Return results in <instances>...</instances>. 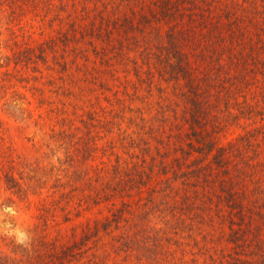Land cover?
<instances>
[{
  "label": "trees",
  "instance_id": "16d2710c",
  "mask_svg": "<svg viewBox=\"0 0 264 264\" xmlns=\"http://www.w3.org/2000/svg\"><path fill=\"white\" fill-rule=\"evenodd\" d=\"M201 1L204 9L198 21L191 11L183 12L187 6L181 7L177 0H160V13L169 16L171 28L161 36L162 42L156 48L143 46L139 53L141 66L132 60L133 74L140 85L154 79L157 67L153 65H158L160 75L174 87L175 103L170 102L167 108L162 104L157 109L148 100L137 107L126 105L124 100L119 106L111 101L109 116L105 113L103 120L91 111L88 119L81 120L84 126L79 127L83 143L78 151L83 159L78 161L82 167L75 164L74 172L80 179L92 172L88 177L93 187L91 195L95 202L111 207L108 224L121 229L115 234L118 242L113 251L120 253L126 264H137L133 261L138 259V264H186V256L179 258L176 252L189 255V236L193 238L198 225L214 217L213 210L218 217L226 218L229 250L220 248L215 252L205 243L211 264H264V59L255 53L264 51V26H259L254 36L239 21L245 15L240 13L242 10L261 13L259 5L264 14V0H248L244 6L235 1L225 19L213 14L212 0ZM192 2L189 0L190 5ZM4 3L8 5L10 0H0V4ZM180 14L187 17L184 22L191 29L196 23L203 24L204 33L195 37L196 31L176 28L179 22L174 19ZM257 20L250 22L257 26ZM95 24L91 35L102 36L101 27ZM129 25L134 28L132 22ZM20 37H15L17 49L13 54H5L0 61V75L13 69L19 71V66L28 67L35 57L47 61L44 43L36 54L31 36ZM135 39L133 43L139 44ZM185 41H194L191 52L184 49ZM120 45L121 53L125 45ZM248 56L255 63L254 70L240 68L239 62ZM233 68L242 73H232ZM0 83L5 85L6 79L0 77ZM33 89L29 86L26 91L35 95ZM19 97L26 99L28 93H20ZM37 107L42 104L39 102ZM176 110L184 111L186 127L176 137L180 144L169 162L165 156L169 148L157 147L150 139L165 141L169 136L166 123L173 111L174 117L179 115ZM105 129L112 137L107 141L101 135ZM150 158L155 163L150 164ZM155 167L157 178L151 174ZM5 179L11 187L24 189V183L14 173H7ZM200 201L210 202L207 214L200 212ZM86 237L87 234L80 241ZM5 240L12 246L8 251L0 249V264H20L24 258V264H38L40 255L34 253L36 250L32 253L21 248L10 236ZM76 244L62 247L56 258L74 255Z\"/></svg>",
  "mask_w": 264,
  "mask_h": 264
},
{
  "label": "rangeland",
  "instance_id": "374dc122",
  "mask_svg": "<svg viewBox=\"0 0 264 264\" xmlns=\"http://www.w3.org/2000/svg\"><path fill=\"white\" fill-rule=\"evenodd\" d=\"M21 1L24 3L20 4ZM177 1L181 7L187 6L183 12L191 11L199 21L203 1L192 0L191 5L189 0ZM212 1L213 14L225 19L226 11L234 7L233 2L244 6L248 0ZM159 4L160 0H10L8 5L0 4V61L5 54L12 55L17 49L16 36H21L20 39L23 35L31 36V45L37 47L36 54L40 52L41 43L48 52L46 62L35 57L36 61L28 67L19 66V71L13 69L0 75L6 79L5 85L0 83V249L3 251L12 246L5 240L10 236L21 248L32 253L36 250L34 253L40 255L38 264L55 261L57 264H126L120 253L113 251L118 242L115 234L121 229L108 224L112 217L111 207L101 201L95 202L91 195L93 187L88 177L91 178L92 172L82 179L74 172L75 164L80 165L78 161L83 159L78 151L83 143L79 127L84 126L81 120L88 119L91 111L103 120L105 113L109 116L111 101L118 106L125 101L126 105L137 107L148 100L157 109L162 108V104L167 108L170 102L175 103L174 87L160 75L158 65H153L157 70L153 68L155 76L147 78L148 83L140 85L133 74L132 60L139 66L143 64L139 57L143 46L156 48L162 42L161 36L171 28L169 16L160 13ZM259 7L263 10L262 5ZM262 10L261 13L250 9L240 11L245 15L239 21L247 33L257 36L258 27L264 26ZM182 14L174 19L179 22L176 28L196 31L195 37L204 33L203 24L196 23L191 29L189 23L184 22L187 17ZM252 19H258L257 26L250 22ZM95 22L94 27H101L102 36L91 35L95 33L91 31ZM130 22L134 28L130 27ZM134 38L139 44L133 43ZM121 42L125 47L120 53ZM191 43L194 41L184 43L188 52L194 46ZM255 53L259 59H264L263 50ZM254 64L250 56L239 62L240 68L250 70L256 68ZM233 70L232 73H242ZM256 74L263 76L260 71ZM130 79L133 82L129 83ZM135 84L138 87H134ZM29 86L34 87L35 95L26 91ZM26 92L28 97L19 99L22 98L20 93ZM39 102L42 107H37ZM173 112L166 123L169 136L165 141L150 139L157 147L169 148L165 153L169 162L180 144L176 137L186 127L184 111L176 110L179 114L176 117ZM101 135L105 141L112 138L106 129ZM152 163L155 161L150 158ZM7 173H14L24 183V189L19 191L11 187L5 179ZM156 173L157 167L151 172L152 177L157 178ZM200 203L203 206L200 212L207 214L210 202ZM212 212L214 217L200 223L193 238L189 236L190 245L186 246L189 255L181 250L176 252L179 258L186 256V264L212 263L206 255L205 243L215 252L229 250L226 218ZM86 234L88 237L81 242ZM77 242L76 252L68 256L69 259L56 258L62 247ZM171 261L173 263V259ZM133 262L138 264L139 259Z\"/></svg>",
  "mask_w": 264,
  "mask_h": 264
}]
</instances>
